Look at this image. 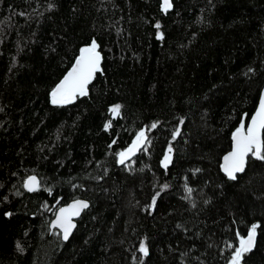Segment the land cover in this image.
<instances>
[{
  "label": "trees",
  "instance_id": "trees-1",
  "mask_svg": "<svg viewBox=\"0 0 264 264\" xmlns=\"http://www.w3.org/2000/svg\"><path fill=\"white\" fill-rule=\"evenodd\" d=\"M161 2L0 0V264H230L253 223L241 264H264V160L220 168L264 86V0ZM93 40L88 94L53 104ZM141 131L147 150L119 163ZM76 198L90 207L65 242L50 224Z\"/></svg>",
  "mask_w": 264,
  "mask_h": 264
},
{
  "label": "snow or ice",
  "instance_id": "snow-or-ice-1",
  "mask_svg": "<svg viewBox=\"0 0 264 264\" xmlns=\"http://www.w3.org/2000/svg\"><path fill=\"white\" fill-rule=\"evenodd\" d=\"M51 7V5H50ZM171 0H162V10L167 12L171 8ZM23 15V13H20ZM157 29L161 27L159 23L155 25ZM158 39H163V33L158 32ZM99 45L95 40L86 47L80 49V55L76 58L75 64L71 70L64 76V78L56 85L51 92V102L53 104H67L71 103L77 96L87 95V86L94 78L96 72L102 71L100 68L102 56L98 51ZM121 105H114L110 111L114 115H119ZM247 114H245L246 116ZM182 122V121H181ZM111 127V120L105 125V128ZM152 127H156L155 124ZM179 134L177 129L173 135L175 139L176 135ZM147 137L145 133L141 131L136 136L132 145L126 150L117 153L119 157V163L123 164L125 160L131 155H135L137 151L141 150V145L146 141ZM233 149L223 159L224 164L222 165L223 171L231 179H235L237 172H242L247 158L251 155L253 158L264 160V95L260 97L259 106L256 109L254 115L251 116L250 122L245 126L244 120L242 119L239 127L232 134ZM115 143V141H113ZM144 151L147 149L144 148ZM172 151L171 145H169L168 153ZM169 154L164 155V159L161 162L163 167L167 169L168 164L171 162V156ZM24 187L28 191H36L39 187V181L36 176H29L24 183ZM168 185H164L163 188H167ZM191 193L192 189H186ZM50 191V190H49ZM159 192L153 197L152 204L149 207H153L156 203V196H159ZM88 207L86 201L76 200L72 204H69L66 208H61L60 215L57 216L53 222L54 225H59L64 231L63 238L68 239L72 229L75 225L72 223V217L78 216L82 209ZM11 215V213H7ZM258 225L253 224L247 237L239 236L238 246L229 245L230 249H234L231 255L230 264H241L243 255L250 251L253 241L256 235V229ZM19 248L20 245L17 244ZM22 250V249H21ZM139 251L144 255H148V249L144 243L140 244ZM142 264V262H141Z\"/></svg>",
  "mask_w": 264,
  "mask_h": 264
},
{
  "label": "water",
  "instance_id": "water-1",
  "mask_svg": "<svg viewBox=\"0 0 264 264\" xmlns=\"http://www.w3.org/2000/svg\"><path fill=\"white\" fill-rule=\"evenodd\" d=\"M171 5H172V0H171ZM161 6H162V2H161ZM169 9H171V8H169ZM169 9H168V10H169ZM85 47H86V46H85ZM98 51H100L99 48H98ZM100 53H101V56H102V60H101V64H100V68H101V66H102V62H103V55H102V52H101V51H100ZM79 55H80V53H79ZM79 55H78V56H79ZM78 56H77V57H78ZM77 57H76V58H77ZM75 62H76V59H75L73 65L75 64ZM73 65H72V66H73ZM72 66H71V67L69 68V70L65 73V75H67V73L71 70ZM96 74H97V72H96ZM96 74H95V76H96ZM65 75H64V76H65ZM64 76L61 78V80L64 78ZM95 76H94V78H95ZM94 78L92 79V81L94 80ZM61 80H60V81H61ZM60 81H59V82H60ZM92 81H91V82H92ZM59 82H58V83H59ZM91 82H90V83H91ZM58 83H57V84H58ZM90 83H89L88 86H87V92H88V88H89ZM57 84H56V85H57ZM55 87H56V86H55ZM55 87H54V88H55ZM262 95H264V86H263V88H262V90H261L260 97H261ZM259 102H260V98H259ZM259 102H258V105H257L256 109H257L258 106H259ZM256 109H255V111H254V113H253L252 115L255 114ZM113 117H114L115 119H117V118H118V115H114V114H113ZM250 119H251V118H250ZM249 122H250V120H249ZM249 122H248V123H249ZM246 127H247V126H246ZM135 139H136V138H135ZM135 139H134V140H135ZM134 140H133V141H134ZM133 141L130 143V145H129L127 148H129V147L132 145ZM144 146H145V142L143 143V145H141V150H140V151H137V152L135 153V155H131V156L128 157L126 160L131 161V160H133L134 158H136L137 155L142 151V149L144 148ZM232 149H233V140H232V147H231V149H230L228 152H226V153L223 155L222 159H221V165H220V168H221L222 173L225 174L226 176H228V175L223 171V168H222V165L224 164V159H223V158H224L229 152H231ZM166 154H169V153L167 152ZM169 155H170V154H169ZM170 156H171V155H170ZM250 156H251V155H250ZM250 156H249V157H250ZM249 157H248L247 160H246V163H245V166H244V170H243L242 172H237V173L235 174V177H237V176L240 175V174H243V173L247 170L248 162H249ZM163 159H164V158H163ZM162 161H163V160H162ZM171 164H172V156H171V162L168 164L167 169L171 166ZM162 167H163V165H162ZM163 169H164V170H167V169H165L164 167H163ZM31 176H36V175H31ZM36 177H37V180L39 181V186H40V179H39L38 176H36ZM228 177H229V176H228ZM26 180H27V179H26ZM38 188H39V187H38ZM30 192H33V191H30ZM76 200L86 201V202L88 203V207L85 208V209H82V210L80 211V214H79L78 216H73V217H72V223L75 225V227L72 229L71 234L69 235L68 239L65 240V239L63 238V236H64V231H63V229H62L61 227H59V225H54L53 222L56 220L57 216L60 215V211H59V210H60L61 208H66L69 204H72V203H73L74 201H76ZM89 207H90V201H89L88 199H85V198H76V199H72V200H70L68 203H66V204H64V205H62V206H60V207L57 209L56 214H55L53 220L51 221V224H50L51 230H55V229H57L58 231H60L63 241H65V242L69 241V239L72 237V235L74 234V232H75V230H76V228H77V226H78V220L81 218V216L83 215V213L85 212V210H87ZM253 224L258 225V227H257V229H256L255 239H254V241H253V245H252L250 251H253V250L255 249L256 245H257V240H258V228H259V226H260V223H253ZM253 224H252V225H253ZM245 237H247V235H246Z\"/></svg>",
  "mask_w": 264,
  "mask_h": 264
},
{
  "label": "flooded vegetation",
  "instance_id": "flooded-vegetation-1",
  "mask_svg": "<svg viewBox=\"0 0 264 264\" xmlns=\"http://www.w3.org/2000/svg\"><path fill=\"white\" fill-rule=\"evenodd\" d=\"M146 136V135H145ZM134 160V159H133Z\"/></svg>",
  "mask_w": 264,
  "mask_h": 264
},
{
  "label": "rangeland",
  "instance_id": "rangeland-1",
  "mask_svg": "<svg viewBox=\"0 0 264 264\" xmlns=\"http://www.w3.org/2000/svg\"><path fill=\"white\" fill-rule=\"evenodd\" d=\"M146 142V141H145Z\"/></svg>",
  "mask_w": 264,
  "mask_h": 264
}]
</instances>
